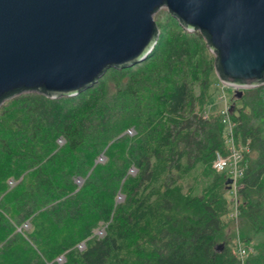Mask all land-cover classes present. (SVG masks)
<instances>
[{
    "label": "trees",
    "instance_id": "1",
    "mask_svg": "<svg viewBox=\"0 0 264 264\" xmlns=\"http://www.w3.org/2000/svg\"><path fill=\"white\" fill-rule=\"evenodd\" d=\"M162 29L145 58L159 43L160 65L128 74L116 87L118 105L88 96L91 86L72 96L32 89L1 99L19 94L0 105V264H52L59 256V264H264V82L228 105L241 155L237 218L253 242L240 259L220 241L230 218L228 169L213 171L212 160L227 152L224 124L194 108L215 72L214 54L200 63L208 46L198 28L190 31L197 42L181 28L173 35ZM145 76L158 87L153 105L142 109L135 85ZM123 125L135 134L116 136ZM197 164L211 178L199 193L184 192L178 179ZM8 177L16 181L8 185ZM98 222L101 236L92 233Z\"/></svg>",
    "mask_w": 264,
    "mask_h": 264
},
{
    "label": "water",
    "instance_id": "2",
    "mask_svg": "<svg viewBox=\"0 0 264 264\" xmlns=\"http://www.w3.org/2000/svg\"><path fill=\"white\" fill-rule=\"evenodd\" d=\"M161 6L199 29L235 98L264 82V0H0V101L32 89L72 96L109 67L143 62Z\"/></svg>",
    "mask_w": 264,
    "mask_h": 264
},
{
    "label": "rangeland",
    "instance_id": "3",
    "mask_svg": "<svg viewBox=\"0 0 264 264\" xmlns=\"http://www.w3.org/2000/svg\"><path fill=\"white\" fill-rule=\"evenodd\" d=\"M152 14H154V22L157 25L156 28H158V30H159V28H163L162 31H164L165 33L167 31L168 33L173 35L181 28V32L185 33L188 36H192V33L194 32V31L193 32L186 31L185 28L183 29L180 26L178 27L177 26L178 25L177 20L169 13V10L167 9L166 6L159 7L154 12H152ZM194 38L196 39L195 34L192 36L191 40H193ZM195 39H194V41L197 42V39L196 40ZM197 45L200 46L199 41H198ZM153 46H154V44H153ZM155 46H156V48L153 49L154 52L152 54V57L148 58L147 60L144 59V61L140 62L139 64H135L133 66L129 65V66H127V68H123L120 70H118V69L112 70L111 68L105 69V71L100 75V77H98L97 81L94 83V86L93 87L91 86L88 88L89 89V92H87L88 96L95 98L98 102L101 99H105V101H106V97H107L113 101L111 103L113 106L116 103V101H117V105H118L120 103V97H118L119 91H117L119 89H117L116 87H118V86L121 87L123 85L122 83L126 81L128 74H130L131 72L134 74L136 71H140V69L143 70L141 72L147 73L150 70V68H154L155 65H160L161 59L164 56L165 52L162 51V46L159 43H157ZM206 53L208 55H205V57H204L205 60H203V58L201 59L199 57L201 64H203L206 61V59L213 56V53L211 52V50L209 48L207 49ZM198 54L200 56H202L201 49L199 50ZM183 65L186 66L187 62L185 61ZM210 67H211V65H210ZM203 77H204V74L201 73L200 79ZM207 78L208 79H206V80H208V82H209V84L207 86V90H205V91H203V93H201V95L199 96V100L198 99L196 100L195 107H194L195 112L200 113L203 118L204 117H210V113H215V114L220 115L221 111L223 112L225 107L229 112L228 105H230V104H232V105L239 104L238 101L236 102L237 98H235L233 93H232L233 92L232 88L229 87L228 84H226L224 82L221 83L218 80V78L214 72V69L212 67L210 68V71L207 74ZM151 81H152L151 78H148L147 76H145L144 79L142 78L141 81L139 82L140 84L135 85V88L138 91L139 96H141L140 100L143 103L142 104L140 102V103H138V105H140V107H142V109L148 108V107L152 106L154 103V96L153 95L155 94V91L158 87V83L157 82L151 83ZM245 89H249V88H243L241 90L243 91ZM23 92L24 91H22V93ZM196 92H198V90H197V86L195 85V94H196ZM24 93H29V92H24ZM205 93L209 94L207 101L205 99V96H206ZM18 95L5 98L4 100L1 101L0 105H5L6 100L12 99L13 97H16ZM113 96L116 98H113ZM130 102H132V101H130ZM130 112L133 113L134 115H137L139 113V111H137L136 108L135 109L131 108ZM129 115H131V114H129ZM118 118H120V117H118ZM116 123L118 124L119 122H116ZM121 128H122V132H119L116 136H118V135L121 136L123 134H128V135L129 134H135V130H134L133 125H129L128 128L123 125V126H121ZM111 130H112V128H111ZM58 143H59V145H61V143H63V140L59 139ZM224 144L227 147L229 145L228 140H224ZM227 152H228V150H227ZM227 152L225 154H227ZM104 159H105L104 155L102 156V154H101L96 159V161L97 162H103ZM202 167H203V164H197L194 168H192L191 170L190 169L187 170L185 172V174L180 176V178L178 179V183L182 187L181 190H183L184 192L186 190H190L191 193H199V191H200L199 189L202 187V184L206 183L211 178L210 176H207V177L203 176ZM213 171H216V169H213ZM134 172H135V168H131L129 171V173H134ZM20 178L21 177H19V179ZM19 179H17V180H19ZM75 180H76V183L78 185H80L82 183V180L80 177H77ZM14 182L10 177H8V180L6 181V183H8V185L13 184ZM229 187L227 189L226 196L230 199L229 204H228V212H229L228 216H230V218H228V219L226 217L223 218L225 221V225L221 229L222 232L220 235L221 236L220 241L226 240L227 241L226 243H229L235 249H236V247L242 246L243 244H245L249 248V250L247 251L246 254H250L252 252V243L253 242H251L252 239L250 241H246L244 239V237H242V227H245V226L239 225L238 218H237L238 217L237 216V214H238L237 210H236V214L234 213V209H236V207H237V202H236L237 195H236V192H235V195H233V193L230 191ZM74 191H76V190L69 192V194H72V192H74ZM66 195H68V194L66 193ZM122 198H123V195L119 193L118 196L116 197L115 201L118 202V200H121ZM22 226L25 227L26 224H23ZM92 231H93L92 232L93 234H97L98 236H101L102 232H103V225L101 224V222H98V224H96L95 227H93ZM219 244L221 246V243H219ZM246 254L244 255V257L246 256ZM62 260H63L62 256L56 257L54 260L55 263H52V264H59V262H61ZM241 261H243V260H241ZM47 264H50V263H47Z\"/></svg>",
    "mask_w": 264,
    "mask_h": 264
},
{
    "label": "built area",
    "instance_id": "4",
    "mask_svg": "<svg viewBox=\"0 0 264 264\" xmlns=\"http://www.w3.org/2000/svg\"><path fill=\"white\" fill-rule=\"evenodd\" d=\"M220 117H221L220 121L224 124V128H225V132H224V134H226L225 140H228L229 143V145L226 147L228 152L227 154H225V156L216 152L215 157L212 160V167L217 171H221L223 169H226L227 167L228 169L227 175L231 177L229 188L230 191L233 193V195H235L236 180L241 173V168L238 166V162L241 155H240V151H238L235 147H233L234 139H233V134H231V132L234 123L231 120H229L230 118L226 107L223 110V112L221 111ZM234 213L236 214V209H234ZM248 250L249 248L244 245L236 247L237 256L240 259H242L243 255H245Z\"/></svg>",
    "mask_w": 264,
    "mask_h": 264
}]
</instances>
